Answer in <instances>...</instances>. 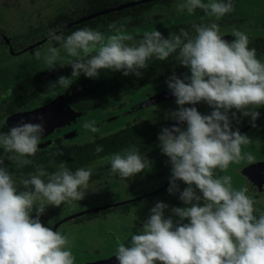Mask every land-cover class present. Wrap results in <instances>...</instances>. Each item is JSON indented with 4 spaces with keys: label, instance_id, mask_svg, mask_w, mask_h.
<instances>
[{
    "label": "clouds",
    "instance_id": "1",
    "mask_svg": "<svg viewBox=\"0 0 264 264\" xmlns=\"http://www.w3.org/2000/svg\"><path fill=\"white\" fill-rule=\"evenodd\" d=\"M197 9L219 20L234 11V3L182 0L176 5L178 14L191 15ZM192 27L194 34L181 28L168 37L158 30L146 31L134 44L127 43L133 37L115 24L109 25V35L88 27L67 37L50 34L68 56L76 58L69 62L71 77L83 73L98 78L102 69L140 76L149 60L167 61L172 56L190 69V76L180 78L174 73L168 78V88L180 106L168 118L179 123L164 127L158 136L162 153L172 165L168 191H178L176 181H183L187 187L180 200L185 206L172 208L179 217L174 222L172 217L165 218L164 210L169 206L158 202L128 244L117 238L119 264H264V212L256 214L247 187L236 189L230 175H220L231 164L256 163L251 152L243 151L250 138L239 129L233 131L229 112L236 109L253 121L259 117L255 109L264 106V62L240 30H233L235 39L229 42L221 35L218 23ZM34 56L47 69H54L60 50L50 46L43 55L37 49ZM56 85L70 87V78L60 76L51 86ZM202 101L213 107L211 114L185 107ZM37 119L41 122L21 119L8 132H0V148L18 167L32 163L29 157L36 155L46 132L44 116ZM184 122L186 128L179 126ZM94 125L95 121L85 122L83 128L96 133L99 129ZM95 151L103 149L98 145ZM149 163L135 146L110 157L111 171L123 179L141 173ZM92 174L90 168L72 171L60 163L54 172L39 166L36 172L17 180L0 159V264H75L72 241L45 226L40 217L49 205L60 207L83 200Z\"/></svg>",
    "mask_w": 264,
    "mask_h": 264
},
{
    "label": "rangeland",
    "instance_id": "2",
    "mask_svg": "<svg viewBox=\"0 0 264 264\" xmlns=\"http://www.w3.org/2000/svg\"><path fill=\"white\" fill-rule=\"evenodd\" d=\"M110 1L124 3L134 0ZM180 2L182 0H172L171 2L154 0L137 24L128 25L131 17L121 20L124 32L133 35L158 30L175 23L216 20L215 17H208L201 9H197L191 15L187 12L178 14L176 5ZM204 2L207 3L208 0H204ZM233 3L234 11L225 15L224 18L238 21L235 23L231 21L228 25L220 26L221 35L227 36L225 39L228 40L229 36H233L231 34L233 30H240L248 35L249 41L254 37L264 36V0H233ZM89 4V0H0V101L9 100L12 97L13 91L9 94V89L12 90L18 80L30 76L38 70H51L47 69V65L42 60L35 59L34 53L37 49L43 55L48 47H57L60 50V57L56 67L76 59L67 55L64 49L60 47V42L51 40L50 34L62 25H67L71 20H75L79 10L88 7ZM120 27L117 26V28ZM98 29L100 27L96 28V30ZM99 32L105 35L112 34L110 29ZM1 35H4V37ZM44 37L45 39L39 42V39ZM30 43L35 44L29 45L28 50L22 49L23 46ZM19 49H22V51H18ZM257 58L264 62V53L257 54ZM187 75L190 76L191 73ZM184 76L180 78H184ZM169 77L162 82L148 83L131 88L122 95V98L115 101L112 99L108 107L88 110L75 122L53 132L47 138L62 137L66 132L75 131V136H71L68 141L72 144H82L93 141L97 136H107L117 132L128 123L140 122L145 119H152L159 123L164 122V117L168 111L180 107L176 103V97L148 107H140L139 104L150 95L168 89L167 81ZM72 79L70 77V81ZM64 88L59 85L52 86L21 110L33 108L50 101L57 95L62 94ZM199 103L186 105L194 107L199 106ZM255 110L261 115L264 112V106ZM212 111L213 107L208 105L207 102L200 107L201 114L208 115ZM232 113H235V116ZM229 116L233 131L239 129L242 134H246L250 138V144L243 146V151L251 152L256 157V163L248 164L246 161H242L240 164H231L227 172L220 173V175H230L233 187L236 189L247 187V195L255 201V208L259 214L264 212V191H262L264 183L260 191H252L250 190L248 176L255 171L256 165L264 155V130L252 135L250 133L252 127L243 131L248 124L253 122L251 116H244L241 111L236 109H232ZM91 121H95L94 126L99 129L98 132L93 133L83 128L85 122ZM165 124L167 125L166 121ZM183 127L186 128V125ZM137 150L150 161L148 167L141 173L123 179L111 171V156L103 158L99 163L88 167L92 169L93 174L100 173L101 179L89 183V188L86 190L83 200L65 203L60 207L47 206L45 210L47 215L50 216L52 212L58 213L51 219L49 218L51 221L48 224L43 223L45 226L51 227L56 220H61L74 213L118 203L125 199L132 200L137 196L140 197L153 192L149 196L131 201L128 211L112 209L105 212L106 209H104L97 211L92 220L81 219L78 222L67 220L58 231L68 236L72 241L70 247L75 256V264H88L87 262L115 253L117 238L120 242L128 244L131 236L139 232L143 223L151 215L150 210L158 202H163L169 206L164 210L165 218L172 217L174 222L179 220V217L173 214L172 208L185 206L183 201L180 200V195L187 185L181 181L177 183L179 185L178 191H168L172 183V165L170 158L162 153L159 144L145 150ZM162 190H164V193H160ZM197 192H199L198 189ZM111 207L113 206L111 205ZM184 222L187 223L186 220Z\"/></svg>",
    "mask_w": 264,
    "mask_h": 264
},
{
    "label": "trees",
    "instance_id": "3",
    "mask_svg": "<svg viewBox=\"0 0 264 264\" xmlns=\"http://www.w3.org/2000/svg\"><path fill=\"white\" fill-rule=\"evenodd\" d=\"M162 1L171 2L172 0ZM89 2V6L80 9L75 18L85 16L110 6L122 4L116 3L117 1L113 3L110 0H89ZM152 2L153 1L142 2L121 10L101 14L80 23H74L63 31H55L54 33L56 35L67 37L72 32L85 27L93 30L100 27V29L96 31H102L110 29L109 25L112 24L122 26V19L126 17H131V20L128 21V25L137 24ZM231 21L235 23L238 20H227V18L223 17L215 21L197 20L195 22H181L165 26L158 29V31H160L165 37H168L171 32L179 33L181 28H184L193 34V24H211L215 22L220 26H223L225 24L228 25ZM143 34L144 33H135L131 35L133 40L128 41L127 43H138L143 37ZM45 37L39 39V42L44 40ZM54 41L59 42L56 40ZM249 47L255 48L257 54L264 53V36L254 37L250 40ZM22 49L27 48L25 46ZM148 64L149 66L147 69L141 70L142 74L140 76L135 74L125 76L123 71H110L103 69L100 71L98 78H88L82 73L79 77H72L73 79L70 81V87H65L62 94L65 96L67 103L74 110L81 111L82 114H84L88 110L108 107L109 102L112 99L115 101L122 98V95L127 90L136 86L162 82L174 73L180 77L190 73V69L180 65L174 59V56L169 57V60L167 61H159L153 58L148 61ZM72 71V67L68 62L64 65H58L54 69L48 71L38 70L32 75L18 80L12 88V97L9 100L0 101V132H8L10 126H13V121L10 118L13 114L26 107L34 98L51 88V85L55 83L60 76L70 78L72 76ZM205 103L206 102L203 101L200 102L201 106ZM185 107L189 106L185 105ZM177 110H179V107L168 111L164 117V122L159 123L152 119H145L140 122L128 123L117 132L111 133L107 136H97L93 141L82 144H72L68 139H65L64 136H55L52 138V143L50 145L46 147L38 146L36 155L29 157V159L32 160V163L23 167H18L16 164L9 161L7 159L8 154L5 153L2 148H0V159L4 160V166L9 169L17 180H19L20 177H27L36 172L39 166H43L48 172L56 171L60 163H64L72 171L81 167L88 168L89 166L99 163L101 159L112 156L114 153L123 152L124 149L132 146H135V148L139 150H145L158 145V136L162 132V129L166 127L165 121L171 119L168 118L169 114ZM59 130L60 129H57L56 131ZM263 130L264 118L258 121L255 126L250 129V133L256 135ZM98 145L102 147V152L97 153L95 151ZM100 176V173L92 174L89 183L99 181L101 179ZM176 183H178V181H176ZM20 187L22 188V186ZM160 193H164V190L160 191ZM130 206L131 202L121 203L105 210V212L111 211L112 209L128 211ZM256 214L258 215V213ZM32 215L35 217L36 213L33 212ZM94 216H96V213H90L86 214L85 218L91 219ZM45 217L46 212L40 217V219L42 220ZM79 219L80 218L77 220ZM186 222L188 221L186 220Z\"/></svg>",
    "mask_w": 264,
    "mask_h": 264
},
{
    "label": "water",
    "instance_id": "4",
    "mask_svg": "<svg viewBox=\"0 0 264 264\" xmlns=\"http://www.w3.org/2000/svg\"><path fill=\"white\" fill-rule=\"evenodd\" d=\"M149 1H154V0H134V1H129V2L122 3V4H119L116 6H110L108 8H105V9L90 13L86 16L80 17L76 21L67 24L65 27L61 28L58 31L59 32L63 31L64 29L68 28L69 26H72V24H74V23H80L82 21L94 18V17L99 16L101 14L114 12L116 10L124 9L128 6L139 4L142 2H149ZM226 37L227 36H223L224 39ZM229 37L230 38L228 39V41L231 42L234 39V36H229ZM173 97H175V96L173 95L171 89L160 90L157 93L150 95L147 99L140 102L139 106L140 107L152 106V105H155L161 101H164V100H167V99H170ZM40 115H43L45 118L43 123L45 124L46 132H45L44 136H42L38 146L39 147H46L52 143V138H47L50 134L55 132L57 129L61 130V129L65 128L67 125H70L71 123L75 122L82 115V112L74 110L67 103L65 96L63 94H59L56 97L52 98L50 101H48L42 105H39V106H36L33 108H29L26 110L18 111L15 114H13L10 118L13 121V125H16L21 119H24L26 122L39 123L41 121H39L37 119V117H39ZM263 118H264V112L255 121L248 124L243 129V131L247 130L248 128L253 127L258 121H260ZM178 123L179 122H177V121H175V122L170 121L167 123V127L171 128L173 125H177ZM185 125H186V122H184V124L179 125V126L183 127ZM75 134H76L75 131H69V132H66L63 136L65 139H69L71 136H75ZM257 165L255 168V171L251 172V174H249L248 179L250 182V186L253 187L254 190L260 191L262 189V185L264 183V155L262 156L261 161ZM152 193L145 194V195L137 197L133 200L149 196ZM131 201L132 200L121 201L118 203L103 205L100 207H95V208L87 209V210H84L81 212H77V213H74L70 216L63 218L58 223H62V222H65L67 220L79 217L85 213H91V212H97V211L104 210L106 208L111 207V205L115 206V205H118L121 203H126V202H131ZM56 227L57 226H55V228ZM88 264H119V261L117 260L115 255H112L106 259L92 261V262H89Z\"/></svg>",
    "mask_w": 264,
    "mask_h": 264
},
{
    "label": "flooded vegetation",
    "instance_id": "5",
    "mask_svg": "<svg viewBox=\"0 0 264 264\" xmlns=\"http://www.w3.org/2000/svg\"><path fill=\"white\" fill-rule=\"evenodd\" d=\"M88 15V14H87ZM86 16V15H85ZM81 17V16H80ZM80 17H78V18H80ZM83 17V16H82ZM78 18H76L75 20H71L69 23H71V22H74V21H76ZM69 23H67V24H69ZM66 26V24L65 25H62L59 29H61V28H63V27H65ZM59 29H57V30H54L53 32H55V31H58ZM52 32V33H53ZM2 37H4V35H1ZM33 44H35V43H30V44H28V45H26V48L27 49H25V50H28V48H29V45L31 46V45H33ZM23 47H25V46H23ZM13 50V49H12ZM20 51H22V49H19ZM18 50V51H19ZM24 50V49H23ZM15 51V50H14ZM16 52V51H15ZM169 89V88H168ZM203 106V105H202ZM194 107H196L197 108V110L200 112V107H201V104L199 103V106H194ZM170 121H176V120H173V119H169V120H167L166 121V123H168V122H170ZM167 126V125H166ZM262 159V158H261ZM116 176H119L118 174L116 175ZM179 182H181L180 180H178V183ZM249 188V187H248ZM250 190H254L253 189V187H251L250 186ZM262 191H264V189H262ZM156 193V192H155ZM255 193V192H254ZM197 194L198 195H200V194H202V193H200V192H197ZM138 197V196H137ZM137 197H135V198H137ZM123 201H126V199L125 200H123ZM132 201H133V199H132ZM111 208V207H110ZM109 209V208H108ZM106 210H107V208H106ZM102 211V210H101ZM109 212V211H108ZM91 213H96V212H91ZM58 213L57 212H52V214L49 216V215H47L46 214V217L44 218V219H42L41 221H42V223H49V221H51L50 219L53 217V216H56ZM86 214H90V213H85V214H83V215H81V216H79V217H82V218H80L79 220H77L79 217H76V218H73V219H70V220H76V222H78V221H80L81 219H84V220H92L93 218H91V219H89V218H85V215ZM50 218V219H49ZM65 218V217H64ZM49 219V220H48ZM63 219V218H62ZM61 219V220H62ZM60 220H56L54 223H53V225L51 226V228H53V230H58L59 228H62V226H63V224H65L67 221H65V222H62V223H58ZM55 226H57L56 228H55ZM63 230V229H62ZM112 255H115V253H112V254H110V255H108V256H105V257H100V258H97V259H95V260H93V261H97V260H101V259H106V258H108V257H110V256H112ZM92 262V261H91ZM87 263H89V262H87Z\"/></svg>",
    "mask_w": 264,
    "mask_h": 264
}]
</instances>
